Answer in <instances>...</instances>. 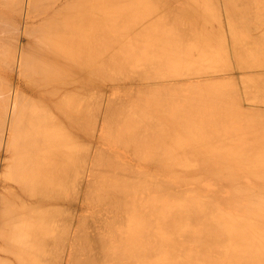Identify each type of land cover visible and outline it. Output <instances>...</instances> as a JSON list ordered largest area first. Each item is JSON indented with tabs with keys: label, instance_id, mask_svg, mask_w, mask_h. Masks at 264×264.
Masks as SVG:
<instances>
[{
	"label": "bare ground",
	"instance_id": "obj_1",
	"mask_svg": "<svg viewBox=\"0 0 264 264\" xmlns=\"http://www.w3.org/2000/svg\"><path fill=\"white\" fill-rule=\"evenodd\" d=\"M215 2L0 0V264H264V0Z\"/></svg>",
	"mask_w": 264,
	"mask_h": 264
},
{
	"label": "rangeland",
	"instance_id": "obj_2",
	"mask_svg": "<svg viewBox=\"0 0 264 264\" xmlns=\"http://www.w3.org/2000/svg\"><path fill=\"white\" fill-rule=\"evenodd\" d=\"M206 1H207V0H206ZM216 1H219V2H217V3L215 2V3H214L215 5L212 4V5L216 6V7H213V8H218V6H217L218 3H220V4L222 3L221 5H223V2H222L223 0H221V1H220V0H216ZM210 3H212V2H210ZM210 3H209V4L207 3V4L210 5ZM257 4H258V3H257ZM259 4H261V3H259ZM259 4H258V6H259ZM252 5H255V4H252ZM252 5H250V6L252 7ZM146 6H147V5L142 6L141 10L143 9V10L145 11ZM151 6H152V5H151ZM151 6H148L147 8L150 7V8H149V10H150V9H151ZM203 6H205V5H203ZM206 6H207V5H206ZM261 6H262V4H261ZM144 7H145V8H144ZM211 7H212V6H211ZM211 7H209V8H211ZM222 7H224V8H222ZM222 7H221V8H222L221 10L219 9L220 7L218 8L219 11H218V9H217V10L215 9V10H216V12L218 11L220 14H223L224 16H223V15H221V16H222V17L224 18V20H225V18L228 17V15H229V11H226V14H225V12L223 13L222 10L226 9L228 6H226V7H225V6H222ZM263 7H264V5H263ZM209 8H208V9H209ZM261 8H262V7H261ZM204 9H205V8H204ZM211 9H212V8H211ZM143 10H142V14L144 15ZM146 10H147V12L149 11L148 9H146ZM227 10H229V9L227 8ZM206 11H207V12L209 11L208 13H209V15H210V18H211V15H213V16L215 15V13H214V12H213L214 14L211 13L210 10H206ZM224 11H225V10H224ZM147 12H146V13H147ZM218 12H217V14H219ZM140 13H141V12H140ZM208 13H207V15H208ZM142 14H139V15H142ZM220 14H219V15H220ZM219 15H217V17H218ZM225 15H227V16L225 17ZM230 16H231V15H230ZM208 17H209V16H208ZM219 17H220V16H219ZM219 17H218V18H219ZM222 17H221V19H220V18H219V19H220V20H223ZM210 18H208V19H210ZM211 19H212V18H211ZM211 19H210V20H211ZM219 19L216 18V22L218 21V22H220V24H221L222 21H219ZM226 19H230V18L228 17V18H226ZM224 20H223V22H222V24H221V27L219 26V25H220L219 23L214 22V21H215V18H214V17H213V20H211V22H213V24L210 23L209 21H208V22L210 23V25H214V23H215V25H214L215 27L219 26L218 28H216L218 31H222V32H223V30H219V28H220V29L224 28V30H226V31H224V32L226 33V32H228V30H227L228 27L230 28V27H232V26H228V24H227V26H228V27H227V26H226V23H227L229 20H225V21H224ZM230 20H231V19H230ZM226 21H227V22H226ZM225 22H226V23H225ZM228 23L231 24V23H233V21H230V22H228ZM256 23H257V22H256ZM216 24H218V25H216ZM230 24H229V25H230ZM184 25H185V23H184ZM186 25H187V24H186ZM195 25H196V24H195ZM223 25L226 26L227 28L224 27ZM214 26H213V27H214ZM191 27L193 28L194 26H191ZM210 27H212V26H210ZM213 27H212V28H213ZM215 27L213 28V30L215 29ZM238 27H239V28H238ZM238 27H236V28H238V31H237L236 28H234V29H236V32H238V33H244V32L246 31V30L243 29L244 27H243V28H241L242 26H241V27L238 26ZM188 28H189V27H188ZM197 28H198V27H197ZM197 28L195 27V28H193V29H197ZM199 28H200V27H199ZM232 28H233V27H232ZM216 29H215V30H216ZM213 30L210 29L209 31H213ZM217 30H216V31H217ZM230 30L235 31V30H233V29H230ZM230 30H229V31H230ZM216 31H215V32H216ZM232 31H230V32L232 33ZM213 32H214V31H213ZM230 32H228V33H230ZM231 33H230V35H231ZM230 35H229V37L226 36V37L228 38V40L233 39V37L231 38ZM241 36L244 37V34H241L240 37H241ZM150 38H151V37L146 38V39H150ZM241 38H242V37H241ZM241 38H240V39H241ZM151 39H152V38H151ZM244 39H245V37H244ZM229 53H230V54H229ZM229 53H228V56H229V55L231 56V53H232V52H231L230 50H229ZM232 54H233V53H232ZM230 56H229V58H228V59H230V61H228V62H229V65H228V62H227V65H228V66H232V65L234 64V63H233L234 59H236V58H234V56H235L234 54H233V57L230 58ZM231 59H232V60H231ZM234 62H235V63H238V60H237V61H234ZM231 63H232V65H230ZM237 66H238V65H235V64H234V65L232 66V68L234 69V68L236 67L235 70H237V68H238ZM221 67H222V68H221ZM224 67H226V66H220V68L222 69V71H223V68H224ZM227 68L230 69L231 67H230V68L227 67ZM216 70L218 71V70H220V69H216ZM225 70H226V69H225ZM225 70H224V71H225ZM235 70H234V71H235ZM213 71H214V70H213ZM220 72H221V70H220ZM220 72H219V71H218V72H214V74L219 73V74H217V75H221V74L224 75V73H221V74H220ZM226 79H228V78H226ZM238 79H239V78H236V79H235V80H237V82H236L235 80H234V81L239 85L241 81H240V80L238 81ZM225 81H227V80H225ZM228 81H231V80L228 79ZM228 81H227V83L229 84L230 82H228ZM238 82H239V83H238ZM233 84H235V83H233ZM242 84H243V83H242ZM240 86H241V85H239L238 88H241ZM242 88H243V87H242ZM259 105H260V104H259ZM105 147L107 148V146H105ZM129 158L133 161L132 157H129ZM97 203H98V202H97ZM95 204H96V203H95ZM95 204H94V207H95ZM98 205H99V204H98ZM100 205H101V204H100ZM92 206H93V205H92ZM96 206H97V204H96ZM91 208H92V209H90V207H89V209H88L87 211H89V212L91 213V215H92L93 213H92L91 211L94 210V209H93V207H91ZM99 208H100V206H99ZM99 208H98V209H99ZM95 209H96V210H95L96 212H98V211L100 212V209H99V210H98L97 208H95ZM97 210H98V211H97ZM89 212H86V211L83 212V213H84L83 216H87V213H89ZM93 212H94V211H93ZM99 212H98V213H99ZM64 213H65V212H64ZM83 213L78 212L77 214H78V216H79V215H81V214H83ZM98 213H94V216H95V214L99 215ZM91 215H90L91 218L86 217V220H87L88 218H89L90 220H92V218H93L94 216H93V215L91 216ZM88 216H89V215H88ZM94 218H95V217H94ZM62 219H63V220H62ZM89 219H88V220H89ZM88 220H87V221H88ZM90 220H89V221H90ZM61 221L64 222V214H63V218H62V215H61ZM84 221H85V220H84ZM87 221H86V222H87ZM63 222H62V223H63ZM86 222H84V223H85V225L87 226L89 222H88V223H86ZM92 222H93V221H91V223H89L88 227H89V226H92V227H93ZM85 225H84V228H86V230H87L88 227H86ZM92 227H91V228H92ZM89 229H90V227L88 228V231H86L85 229H84V230H85V232H89V231H91V232H89V234H92V236L95 235V230H94V232H93L92 230H89ZM92 229H93V228H92ZM81 230H82V229H81ZM80 232H81V231H80ZM93 233H94V234H93ZM91 242H92V241H91ZM92 244H94L93 247H97V244H95V243H91V245H92ZM94 251H96V250H94ZM81 258H84V256H82ZM98 264H99V263H98ZM101 264H102V263H101Z\"/></svg>",
	"mask_w": 264,
	"mask_h": 264
}]
</instances>
